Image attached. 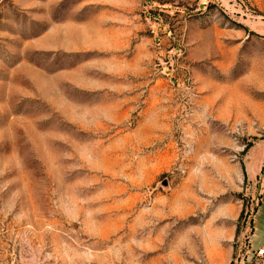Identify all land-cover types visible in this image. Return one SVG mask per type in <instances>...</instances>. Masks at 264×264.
Listing matches in <instances>:
<instances>
[{
    "label": "rangeland",
    "instance_id": "374dc122",
    "mask_svg": "<svg viewBox=\"0 0 264 264\" xmlns=\"http://www.w3.org/2000/svg\"><path fill=\"white\" fill-rule=\"evenodd\" d=\"M34 1L0 0V264H260L264 0H136L153 69L77 124L11 73Z\"/></svg>",
    "mask_w": 264,
    "mask_h": 264
},
{
    "label": "crops",
    "instance_id": "0c3cea01",
    "mask_svg": "<svg viewBox=\"0 0 264 264\" xmlns=\"http://www.w3.org/2000/svg\"><path fill=\"white\" fill-rule=\"evenodd\" d=\"M34 9L40 31L21 41L11 73L22 84L24 100L43 101L64 122L83 123L78 115L112 108L108 100H120L122 108L153 69L156 38L138 1L35 0Z\"/></svg>",
    "mask_w": 264,
    "mask_h": 264
},
{
    "label": "built area",
    "instance_id": "2783aa9c",
    "mask_svg": "<svg viewBox=\"0 0 264 264\" xmlns=\"http://www.w3.org/2000/svg\"><path fill=\"white\" fill-rule=\"evenodd\" d=\"M257 258H259V263L264 264V250H259L257 253Z\"/></svg>",
    "mask_w": 264,
    "mask_h": 264
},
{
    "label": "water",
    "instance_id": "95a60500",
    "mask_svg": "<svg viewBox=\"0 0 264 264\" xmlns=\"http://www.w3.org/2000/svg\"><path fill=\"white\" fill-rule=\"evenodd\" d=\"M162 186L166 187V182H163V183H162Z\"/></svg>",
    "mask_w": 264,
    "mask_h": 264
}]
</instances>
